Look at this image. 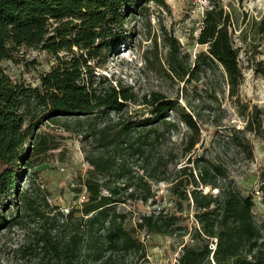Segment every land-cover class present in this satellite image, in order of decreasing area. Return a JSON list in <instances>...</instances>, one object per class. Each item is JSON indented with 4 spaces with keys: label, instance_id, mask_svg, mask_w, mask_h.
<instances>
[{
    "label": "trees",
    "instance_id": "trees-1",
    "mask_svg": "<svg viewBox=\"0 0 264 264\" xmlns=\"http://www.w3.org/2000/svg\"><path fill=\"white\" fill-rule=\"evenodd\" d=\"M150 3L166 8V0H0V233L24 224L23 214L42 219L26 242L17 248L25 264H121V257L145 258L141 238L158 234L191 236L174 264H264V232L253 213V194H244L224 163L196 155L203 145L199 113H192L160 91L140 95L121 79L103 73L109 53L130 36L127 23L145 15ZM231 13L215 1L203 17L197 43L207 50L193 64L180 57V41L165 37L170 46L171 71L192 81L221 67L227 95L245 119L243 127L224 134L223 148L244 159L253 158L249 134L264 138L263 111L240 95L244 81L241 47L235 43ZM255 34L264 38V12L253 20ZM245 41L248 30L242 28ZM41 49L55 58L46 72L37 71L36 85L12 77L3 61L19 63L22 49ZM130 104L145 105L148 117L104 121L97 131L102 152L88 158L102 182L88 185L82 216L59 211L53 217L33 205L30 189H20L27 175L31 139L45 122L83 116L122 113ZM175 112L176 116L169 114ZM179 123L190 130L183 142L190 155L170 177L158 175L162 166L154 152L165 132ZM168 171V170H167ZM165 174V173H164ZM119 179L108 184L111 176ZM168 182L173 209L143 213L130 224L129 211L118 209L128 201L157 204L154 183ZM107 188V193H103ZM207 188L209 190H207ZM216 190V193L213 192ZM264 205V179L259 189ZM11 210L9 204H16ZM193 209L196 225L187 222Z\"/></svg>",
    "mask_w": 264,
    "mask_h": 264
},
{
    "label": "rangeland",
    "instance_id": "rangeland-1",
    "mask_svg": "<svg viewBox=\"0 0 264 264\" xmlns=\"http://www.w3.org/2000/svg\"><path fill=\"white\" fill-rule=\"evenodd\" d=\"M163 8L150 3L147 14H139L127 23L130 36L109 53V58L101 71L111 78L121 79L124 84L134 88L140 95L160 91L192 113H199L203 145H197L196 155H203L224 163L230 177L244 194L254 196V217L264 232V205L257 190L264 179V138L248 136L253 145V158L244 159L232 149L223 148L224 134L233 127H243L245 119L239 114L232 100L227 95L221 67H215L208 75L192 81L180 79L171 71L169 64L170 46L166 42L168 35L176 37L180 43V57L186 64H193L197 55L207 50L206 45L197 43L196 37L202 27L203 18L194 11L190 0H166ZM217 0H211V5ZM224 9L231 13L232 30L235 43L241 47L240 65L244 72V81L240 95L250 105H258L263 111L264 124V38L254 32L253 20L259 19L264 12V0H218ZM248 30L247 40L240 37V30ZM19 63L3 61L6 71L15 79L32 85L38 83L37 71L30 62L35 61L38 70L48 71L55 58L47 52L31 48L22 49ZM149 110L145 105L130 104L122 113L111 112L105 117L96 115L83 116L82 122L71 117H60L49 120L36 129L31 139L33 145L26 164L27 175L19 181L20 189H30L33 205L53 217L59 211H69L76 217L82 216V204L88 196V185L102 182L88 161L92 155L102 152L97 141V131L104 121L116 122L121 118L148 117ZM171 117L176 113L171 112ZM190 132L184 123H179L177 131L162 137L161 145L154 152L159 157L161 167L158 175L163 177L170 172V177L190 155H185L183 142ZM168 170V171H167ZM165 173V174H164ZM119 179L111 176L114 184ZM170 184L166 181L154 183L157 193V204L128 201L121 203L118 209L129 211L130 224H134L140 214L150 213L160 208L173 209L172 197L167 192ZM207 190H209L207 188ZM216 193V190H213ZM103 193H107L104 188ZM16 204H9L11 210ZM190 225H196L193 209L185 210ZM24 224L13 226L0 233V264H25L17 253L34 229L40 227L42 219L33 214H23ZM141 238L146 246L145 258L134 254L121 257V264H174L182 253L184 238L166 235L142 233Z\"/></svg>",
    "mask_w": 264,
    "mask_h": 264
},
{
    "label": "built area",
    "instance_id": "built-area-1",
    "mask_svg": "<svg viewBox=\"0 0 264 264\" xmlns=\"http://www.w3.org/2000/svg\"><path fill=\"white\" fill-rule=\"evenodd\" d=\"M194 11H198L202 18L206 11L211 8V0H190Z\"/></svg>",
    "mask_w": 264,
    "mask_h": 264
}]
</instances>
